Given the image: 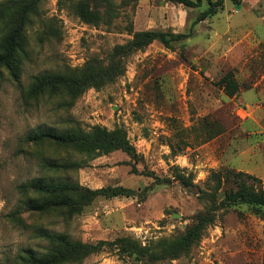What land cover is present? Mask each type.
Returning <instances> with one entry per match:
<instances>
[{"label":"rangeland","instance_id":"1","mask_svg":"<svg viewBox=\"0 0 264 264\" xmlns=\"http://www.w3.org/2000/svg\"><path fill=\"white\" fill-rule=\"evenodd\" d=\"M78 1L43 0L25 31L20 78L0 72V264H22L27 251H44L42 230L89 243L129 237L161 252L162 241L183 237L204 210L198 192L208 190L213 170L249 173L255 177L249 183L264 189V0L240 6L225 0L203 20L206 1L190 7L171 0H89L101 13L97 24L75 14ZM141 30L190 37L172 46L155 40L125 49L123 73L89 88L70 107L62 97L30 94L41 73L107 65L115 46ZM228 72L239 88L233 96L219 84ZM76 123L85 130L123 128L136 155L113 151L68 178L92 189L122 186L135 195L98 197L73 218L28 212L19 187L40 174L39 156H78L50 142L29 143L30 133ZM177 172L195 186L175 180ZM117 249L106 246L80 264H264V214L248 204L219 210L190 249L173 258L139 260Z\"/></svg>","mask_w":264,"mask_h":264},{"label":"trees","instance_id":"2","mask_svg":"<svg viewBox=\"0 0 264 264\" xmlns=\"http://www.w3.org/2000/svg\"><path fill=\"white\" fill-rule=\"evenodd\" d=\"M43 0H0V72L7 69L13 79L18 80L22 74L23 48L27 25L33 16L38 14ZM190 7H198L206 1L207 8L199 20L217 14L225 0H171ZM240 6L244 0H233ZM75 14L87 23L97 24L102 20L98 9L92 7L89 0H80L73 4ZM190 33H175L172 31L141 30L134 33L133 38L126 45H117L111 53L110 62H88L82 68H68L65 71L45 72L37 75L30 87V94L35 97L48 95L62 97V105L72 106L74 102L89 88L105 86L123 73V57L125 49L128 51L142 49L151 42L158 40L166 46L183 42ZM230 96L239 90L232 72H228L219 81ZM34 145L46 142L53 143L61 149L75 152L78 156L65 159L39 156V175L24 181L20 185L22 199L20 203L30 213H46L56 211L66 218H73L81 213L85 206L98 197H132L134 190L122 186H107L92 189L69 179L71 172L88 166L90 161L122 150L131 156L136 155L133 144L121 127L108 129L95 125L85 130L77 123L64 129H39L30 133L28 140ZM63 173L65 176H60ZM255 178L249 173L235 170H213L208 178V190H199V198L206 201L204 210L196 215L195 223L190 226L183 237L161 242L162 251L141 247L138 242L129 237L117 238L113 241H99L96 243L75 240L66 233L42 230L40 236L47 242L44 251L29 250L20 257L22 264H80L83 260L101 251L104 247H116L123 256H134L137 259L148 258L158 260L173 258L190 249L195 240L199 239L203 231L212 224L219 210L226 209L233 204H248L264 214V189H256L249 183ZM174 179L185 186H195L192 179L184 173L177 172ZM230 183L229 188H223ZM223 188V190H222ZM220 195H223L220 197ZM15 214V213H14Z\"/></svg>","mask_w":264,"mask_h":264}]
</instances>
